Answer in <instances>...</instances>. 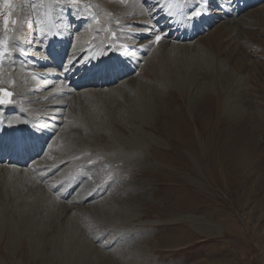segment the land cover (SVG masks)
<instances>
[{
  "label": "rangeland",
  "instance_id": "374dc122",
  "mask_svg": "<svg viewBox=\"0 0 264 264\" xmlns=\"http://www.w3.org/2000/svg\"><path fill=\"white\" fill-rule=\"evenodd\" d=\"M46 1L0 0V84L19 85H12L16 74L7 63L13 40H21L31 55L43 47ZM137 1L79 0L73 5L51 0L57 29L53 44L57 48L65 39L102 35L98 27L107 14L122 21ZM9 12L16 23L5 27L3 17ZM80 22L84 26L76 28ZM252 23L238 34L242 44L233 50L229 77L215 89L168 90L160 107L169 116L162 114L160 120L156 111L141 119L130 106L134 97L127 89L105 98L97 88L82 99L72 95L70 118L54 123L56 136H64L53 143L46 160L70 158L66 175L71 174L76 189L87 192L80 195L87 198L97 190L84 209L102 202L95 209L106 207L111 213L96 218L100 230L91 228L94 214L83 212L85 218L77 217L80 227L70 221L63 231L54 229L67 199L76 195L70 193L71 180L43 189L35 174L23 175L30 162L6 165L0 170V264H264V17L254 27ZM64 31L66 36L59 33ZM248 44L255 56L239 65L236 60L247 54ZM44 120L53 123L52 117ZM135 136L144 142L151 136L158 144L139 149ZM189 140L193 149L185 145ZM117 197L118 209L109 204ZM25 221L34 223L36 232ZM48 235L46 244L35 242ZM105 240L110 243L99 248Z\"/></svg>",
  "mask_w": 264,
  "mask_h": 264
},
{
  "label": "bare ground",
  "instance_id": "6f19581e",
  "mask_svg": "<svg viewBox=\"0 0 264 264\" xmlns=\"http://www.w3.org/2000/svg\"><path fill=\"white\" fill-rule=\"evenodd\" d=\"M50 1L43 2L44 33L41 38H43L44 45L42 44L43 47L41 50L39 49L40 52L36 55L29 54L25 51L26 45L19 39L13 40L10 44V48L14 51L7 63L9 69L16 74V76L13 75L15 80L12 85L16 81H19V85L9 88L7 84H0V88L6 87L12 94L9 104L0 105V170L6 168V165L22 167L30 162L27 165L28 168L22 171L23 175L32 174L33 177L35 174L44 182L41 187L43 189L46 188V184L49 186L54 181H57L56 184L65 182L66 186L70 179L72 187L71 190L69 187L68 189L70 193L74 190L72 193L76 195L67 199L62 212L55 221L54 229L63 231V227L70 221H73L72 225L77 227L80 223V220L77 221V217L81 215L82 218H85L81 214L83 212L85 215L94 214L92 220L89 219L91 228L100 230L101 225L96 218L107 217L104 214L111 213L110 210L107 212L106 207L96 210L95 207L102 202L96 203L95 207L84 209L87 204L89 205L88 200L91 197L94 198L91 193H95L97 190L91 192L87 198L80 195L81 191L87 192L76 189L77 185L73 183L74 179L71 174L66 175V170L70 167L69 164L67 165L70 158L62 156L55 162L46 160L50 158L48 155L55 149H53V143L59 140L61 135L64 136V134L56 136L58 126H55L54 123L58 124L63 116L67 121L70 118L72 95L82 99L96 88L95 92L101 97L120 92L122 95L123 90L127 89L134 97L130 106L139 113L141 119L149 117L153 111H156L159 120L162 114L169 116L168 112L163 109L164 107H160V102L163 101L162 98L168 90L180 88L191 90L201 86L207 88L212 86L215 89L216 83L229 77L230 64L235 62L233 50L240 48L236 46L237 42L239 46L242 44L238 34L248 25L251 26L252 21L254 27L257 20L264 17V0H230V3L229 0H207V3L205 0H138L133 13L129 14L127 18V15L123 13L122 21L107 14L103 20L104 23H99L98 27L102 29V35L93 31L96 35L87 41L81 37L75 39L72 37V42L65 39L64 42H58L57 48L53 44L57 29L54 8L53 14V5L49 4ZM220 4H223L224 7H220ZM256 4L259 5L257 8ZM114 7V5H110V8ZM197 8H207V13L191 19L189 13ZM79 12L82 13V11ZM254 16L256 18H253ZM83 19L87 21L86 16ZM86 21H83L84 24ZM150 22L155 24L153 30H149L147 27ZM82 26L84 25L80 22L75 27ZM59 33L65 34V36L67 34L66 31ZM155 34H161L163 38L156 42ZM253 36L257 38L258 33L254 32ZM247 47H250L246 50L247 54H243L236 60L239 65L250 63L255 56L252 52L253 45L248 44ZM224 54L225 59H222L221 56ZM89 57L91 59L87 62H79L81 58L87 60ZM71 59H74L73 63L67 65ZM198 66H200V70L197 68ZM66 67L67 70H65ZM200 71H205L206 76L201 78ZM218 110L219 112L224 111V105L220 106ZM42 117L44 119L52 117L53 123L50 122L51 125H49ZM9 125H13V127H8ZM133 139L139 149L144 145L158 144L151 136L148 137L147 142L138 136ZM185 145L193 149L192 141H187ZM106 147L101 149L102 153H106ZM36 157H39V164L36 163ZM33 160L35 163H32ZM118 200V197L112 199L109 202L110 206L117 205L118 209ZM2 208H0V212ZM25 223L30 231L36 232L34 223L26 221ZM111 224L113 223L108 224L109 227ZM108 225L103 227L107 228ZM49 237L50 235L42 236L35 242L42 246L50 240ZM109 243L105 240L101 243L102 245L98 243V247L102 249L105 244Z\"/></svg>",
  "mask_w": 264,
  "mask_h": 264
},
{
  "label": "snow or ice",
  "instance_id": "6c2138e0",
  "mask_svg": "<svg viewBox=\"0 0 264 264\" xmlns=\"http://www.w3.org/2000/svg\"><path fill=\"white\" fill-rule=\"evenodd\" d=\"M8 2H9V0H5V3H8ZM70 2H71V4H73V5H79V0H70ZM205 3H207V0H205ZM229 3H230V0H229ZM220 7L223 8L224 5H223V4H220ZM206 13H207V8H204V9L197 8V9H195V10H193V11H191V12L189 13V17H190L191 19H193V18H195V17H199V16L204 15V14H206ZM10 16H11V13L9 12L8 14L4 15V17H3L5 27H7V25H8L9 23H11V24H15V23H16L15 20H11V19H10ZM154 25H155L154 22H150V24H149L147 27H148L149 30H153ZM160 31H161V30H160ZM161 32H163V31H161ZM162 38H163V37H162L161 34H155V35H154V40H155L156 42H159ZM90 59H91V57H89L87 60H84L83 58H81V59L79 60V62H80V63H85V62H87V61L90 60ZM73 60H74V59L69 60V61L67 62V65L72 64V63H73ZM65 70H67V67L65 68ZM11 95H12V94H11L10 92L5 91L4 89H0V105H7V104H9V103H10V99H9V97H10ZM8 127H13V125H9Z\"/></svg>",
  "mask_w": 264,
  "mask_h": 264
},
{
  "label": "water",
  "instance_id": "95a60500",
  "mask_svg": "<svg viewBox=\"0 0 264 264\" xmlns=\"http://www.w3.org/2000/svg\"><path fill=\"white\" fill-rule=\"evenodd\" d=\"M6 91V90H5ZM10 98V97H9Z\"/></svg>",
  "mask_w": 264,
  "mask_h": 264
}]
</instances>
